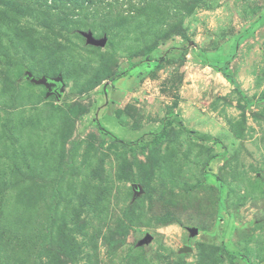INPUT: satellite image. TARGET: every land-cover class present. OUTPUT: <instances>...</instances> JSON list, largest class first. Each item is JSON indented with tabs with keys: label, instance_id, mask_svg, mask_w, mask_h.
I'll return each instance as SVG.
<instances>
[{
	"label": "rangeland",
	"instance_id": "374dc122",
	"mask_svg": "<svg viewBox=\"0 0 264 264\" xmlns=\"http://www.w3.org/2000/svg\"><path fill=\"white\" fill-rule=\"evenodd\" d=\"M83 6L0 1V264H264V0Z\"/></svg>",
	"mask_w": 264,
	"mask_h": 264
},
{
	"label": "water",
	"instance_id": "95a60500",
	"mask_svg": "<svg viewBox=\"0 0 264 264\" xmlns=\"http://www.w3.org/2000/svg\"><path fill=\"white\" fill-rule=\"evenodd\" d=\"M87 42L96 47H105L107 44V39H95L92 35H86ZM28 78H30L31 82L35 85L44 86L47 89V95H56L58 98L61 97L64 91V83L62 77H57L54 79H48L47 77H41L39 79L32 77L31 74H28ZM140 186L138 184L133 185V189L135 190V196L137 197L140 194ZM191 237H195L198 235L197 229L190 230ZM152 241V236L147 235L146 238L142 241L143 244L150 243ZM191 247H184L180 250V253H191Z\"/></svg>",
	"mask_w": 264,
	"mask_h": 264
},
{
	"label": "trees",
	"instance_id": "16d2710c",
	"mask_svg": "<svg viewBox=\"0 0 264 264\" xmlns=\"http://www.w3.org/2000/svg\"><path fill=\"white\" fill-rule=\"evenodd\" d=\"M1 1V0H0ZM2 1H6L7 2V0H2ZM56 0H54V2H55ZM66 1H68V0H66ZM95 2V1H97V0H69V3H70V5H71V7H72V10H74L75 11V9H80V8H83L84 6H83V3L84 2ZM10 10L14 13L13 14V16L11 17V18H9V19H7V22L8 23H10V24H16V23H18V21L20 20L19 19V17L21 16V13L19 12V9L17 8V7H15V6H10ZM6 13V12H5ZM6 15V14H5ZM106 45H108V42H107V44ZM221 71L223 72V74L226 76V77H228L227 76V65L225 64V65H223V67L221 68ZM28 74H31V73H27V77H28ZM56 74V73H55ZM55 76V75H54ZM33 77V76H32ZM44 77H47V76H44ZM48 78V77H47ZM57 78V77H56ZM48 79H54V78H48ZM64 83V82H63ZM54 96H56V95H54ZM259 102H264V98L263 99H261V100H259ZM95 205H98V203L96 202L95 203ZM55 216H57V213H51V215H50V217H49V222L52 224L53 223V220L55 219ZM165 218V217H164ZM166 222H164V220H163V222H162V224H165ZM124 235H126V233H122V237L124 236ZM72 241L74 242V239H72ZM119 243H121V240H119V241H116V242H111L110 241V248L112 247V248H114L116 245H118ZM74 244H75V242L74 243H67V244H64V246H63V249H64V251H65V253H66V255L67 256H72V253H73V251H74ZM77 248H80V245H78L77 244Z\"/></svg>",
	"mask_w": 264,
	"mask_h": 264
}]
</instances>
